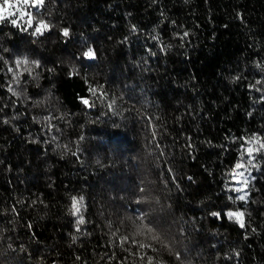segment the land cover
Listing matches in <instances>:
<instances>
[{
    "label": "trees",
    "instance_id": "16d2710c",
    "mask_svg": "<svg viewBox=\"0 0 264 264\" xmlns=\"http://www.w3.org/2000/svg\"><path fill=\"white\" fill-rule=\"evenodd\" d=\"M32 14L43 35L0 24V264H264V150L247 202L230 190L241 146L264 143V0H45Z\"/></svg>",
    "mask_w": 264,
    "mask_h": 264
},
{
    "label": "snow or ice",
    "instance_id": "6c2138e0",
    "mask_svg": "<svg viewBox=\"0 0 264 264\" xmlns=\"http://www.w3.org/2000/svg\"><path fill=\"white\" fill-rule=\"evenodd\" d=\"M45 5V0H0V24H3L5 21L10 23L13 27L20 29L21 31L27 32L28 29L32 30V35H43L44 31L48 30L50 28V25L45 22L43 19H39L36 21V26L33 28V14L32 10H35L37 15H40L41 9ZM27 17V19H25ZM62 35L64 37L69 36L68 29H62ZM184 37L188 36V33L185 32ZM84 58L88 60H94L96 58V53L94 50L89 47L87 51L84 52ZM16 68L19 69L21 65L25 66V71H28L29 74L32 72V67H29V61L25 59H17L15 61ZM32 66L38 68L39 61H32ZM257 67H259V64H257ZM9 72H13L12 68L9 67ZM13 78L17 85H19V76L16 72H13ZM239 79V77H237ZM261 83L260 80L256 81V85H259ZM251 87H255V85H252ZM8 91L17 98L21 97V94H26L24 91H17L14 90L11 86L8 88ZM256 91H261L260 88H256ZM90 92L93 96L97 95V91L95 88H91ZM101 96L104 95V93H100ZM261 99H264V95L261 96ZM81 102L86 107H94V104H90V101L88 98H81ZM111 107V105H109ZM47 119H51V117H48ZM7 123V121H5ZM55 139V137H53ZM248 146L245 148L243 145L241 146V162H238L235 164V168L232 173V179L236 182L238 187H234L230 190L236 191L241 193L237 199L240 201L247 202V197L249 195L248 192L245 191V189L248 187L249 181L255 180V177L251 174V168H256L257 171H259V164L254 163V160H256V156L253 155L254 153H260L262 150H264V143H261L259 138H253L252 140H249L246 142ZM247 155L248 159L246 162H243V157ZM247 165V166H246ZM251 166V167H248ZM239 169H244V171H236ZM248 173L245 175V173ZM227 187V185H225ZM231 199V197H229ZM84 207V199L83 197H80L77 199L76 197H72V204H71V214L75 217H77L76 225H77V231H79V226L83 225L85 223L84 217L81 214L82 208ZM213 216H216L217 218L220 217V214L217 212L212 213ZM225 215L230 219L234 220L236 223L239 224L240 228H245V222H244V212L242 211H228L225 213ZM79 259V257H77Z\"/></svg>",
    "mask_w": 264,
    "mask_h": 264
}]
</instances>
